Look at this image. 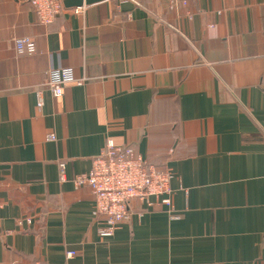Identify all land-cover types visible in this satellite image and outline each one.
I'll list each match as a JSON object with an SVG mask.
<instances>
[{
	"label": "crops",
	"instance_id": "1",
	"mask_svg": "<svg viewBox=\"0 0 264 264\" xmlns=\"http://www.w3.org/2000/svg\"><path fill=\"white\" fill-rule=\"evenodd\" d=\"M62 7L0 0V264H264V0ZM58 68L84 82L53 98ZM107 139L171 172L173 210L101 238L72 179Z\"/></svg>",
	"mask_w": 264,
	"mask_h": 264
},
{
	"label": "built area",
	"instance_id": "2",
	"mask_svg": "<svg viewBox=\"0 0 264 264\" xmlns=\"http://www.w3.org/2000/svg\"><path fill=\"white\" fill-rule=\"evenodd\" d=\"M85 2L86 0H82ZM169 10H178L187 6V0H166ZM38 21L50 24L62 10V0H29ZM18 55L33 54L36 45L28 38L15 41ZM76 79L68 68L51 70L46 88L53 98H59L67 85L83 84ZM37 100L41 104L38 94ZM53 135H47V141H53ZM171 172L168 169L156 170L144 160L130 145H116L107 139L100 152L92 159L90 170L86 174L75 176L72 184L76 188L87 187L93 198V220L97 225V234L101 238L111 237L132 211L136 201L151 207L154 203L163 206L170 214L172 190ZM59 180H65V165L59 164ZM173 217V216H172ZM72 258L73 252H67Z\"/></svg>",
	"mask_w": 264,
	"mask_h": 264
},
{
	"label": "water",
	"instance_id": "3",
	"mask_svg": "<svg viewBox=\"0 0 264 264\" xmlns=\"http://www.w3.org/2000/svg\"><path fill=\"white\" fill-rule=\"evenodd\" d=\"M104 1L107 0H86L85 2H83L82 0H63L62 3L64 8L69 9V8H80L83 6H90Z\"/></svg>",
	"mask_w": 264,
	"mask_h": 264
},
{
	"label": "trees",
	"instance_id": "4",
	"mask_svg": "<svg viewBox=\"0 0 264 264\" xmlns=\"http://www.w3.org/2000/svg\"><path fill=\"white\" fill-rule=\"evenodd\" d=\"M149 163V162H148ZM150 164V163H149Z\"/></svg>",
	"mask_w": 264,
	"mask_h": 264
}]
</instances>
